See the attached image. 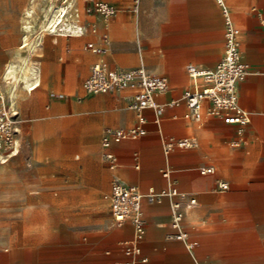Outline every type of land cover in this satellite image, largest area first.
Here are the masks:
<instances>
[{
  "label": "rangeland",
  "instance_id": "obj_1",
  "mask_svg": "<svg viewBox=\"0 0 264 264\" xmlns=\"http://www.w3.org/2000/svg\"><path fill=\"white\" fill-rule=\"evenodd\" d=\"M48 1H41L37 16L31 20L32 34L28 48L17 50L24 35L21 30L22 10L27 0H0V83L4 84L1 75L6 59L21 68V72L28 65L19 60L38 44L40 34L45 29L43 13L51 4ZM60 1L52 0V3ZM102 1L115 6L116 14L112 19L103 21L93 12L86 13L87 3L76 1L79 16L76 19L80 20L85 35L81 38H60L57 44L47 41L42 50L38 49L35 53L44 54L43 58L30 57L33 65L35 63L41 70L40 85L30 93L19 89L20 105L16 99V107L22 130L21 142L35 134L37 136L33 140L34 152L29 166L23 152L17 160L0 165V264L59 263L61 254L70 248L65 240L69 232L66 227L73 224L65 217L61 218L58 200L50 203L53 193H57L54 197L57 198L61 186L65 184L94 187L93 190H98L102 196L110 189L111 178L100 168L106 169L99 160L101 133L105 128L129 127L134 123L135 116L119 93L90 95L76 102L82 80L99 59L83 50L84 43L101 45L105 49L102 58L110 66L122 69L144 66L154 71L160 61L163 69L159 73L166 74L167 51L164 42L173 33L176 42L185 37L180 36L181 32L190 28H221L222 34L221 18L213 0H139L135 14L130 11L132 0ZM231 10L233 13L232 7ZM237 17L234 15L239 28L249 22L246 16ZM217 18L220 20L219 26ZM112 28L113 32L110 31ZM221 50L220 40L217 55L221 54ZM84 55L88 62L83 70H77L76 65ZM119 57L133 59L124 66L117 63ZM47 62L53 65L51 77L43 74V64ZM189 63L195 62L186 63L184 71ZM3 84L0 85L1 90L6 88ZM92 99L95 100L91 104ZM21 100L32 101L33 105L24 108ZM224 148L227 151L231 149L226 145ZM237 156L235 151L228 154L226 163L211 159L216 169L212 175L218 179L222 170L234 174L236 170L247 167L236 163ZM259 163L264 168V157ZM226 180L231 183L229 190L224 194L214 192L224 197L217 206L223 208L229 218L241 219L243 207L251 202L253 196L249 182L251 178L238 182H234L233 177ZM232 183H236L238 188L234 189ZM234 190L238 198L236 203L225 198L227 193ZM259 191L264 193V190Z\"/></svg>",
  "mask_w": 264,
  "mask_h": 264
},
{
  "label": "crops",
  "instance_id": "obj_2",
  "mask_svg": "<svg viewBox=\"0 0 264 264\" xmlns=\"http://www.w3.org/2000/svg\"><path fill=\"white\" fill-rule=\"evenodd\" d=\"M228 1L236 17L246 16L249 18V22L239 28L231 7L225 0L232 19L241 32L242 58L253 71L258 72L251 73L239 86L238 104L249 114L251 119L247 129L246 144L241 148L231 147L228 142L234 136V127L225 125L217 119L207 117L204 126L200 129L193 123L184 120L182 116L185 107L181 103L178 107L165 109L160 124L161 132L165 136L175 138L194 136L199 143L197 149H176L169 155H165L161 147L160 136L151 122L152 112L146 111L145 115L148 119L145 126L146 135L138 140L123 141L111 146L110 152L117 159L115 169L107 168L106 164L101 161L99 152L100 163L108 171L101 166L100 168L111 180L113 177H117L126 185L138 187L142 193H145L148 188L158 191L167 185V180L162 177L161 172L168 170L171 172V178L176 181L179 191L197 200V206L186 212L183 220V226L189 233V240L195 242L192 249H187L181 242L164 240V235L170 230L169 206L171 199L165 198L156 204L142 203L146 228L141 250L147 262L139 264H264V193L259 191L264 190V168H261L259 163L261 157H264V28L259 25L257 17L252 11V8L256 7L264 18V0ZM215 6L222 22V34L221 28H207L206 26L190 28V30L182 31L180 36L185 35V37L176 42L174 38L176 35L173 33L174 36H169L168 40L164 42L167 51L164 66L166 74L159 73L163 69L160 61L156 64L154 71L147 69L154 74L166 77L169 82L167 93L156 98L159 103L180 99L182 91L188 86L187 66L211 69L222 56L223 21L218 6L216 4ZM217 25H220L219 18H217ZM113 28L110 31L113 32ZM48 36L32 47L31 57L43 58L44 54L35 55L36 50H42V46L47 41L57 44L58 40L63 38ZM220 40L222 41V50L221 54L217 55V44ZM132 59L119 57L117 63L125 66L132 62ZM87 62L88 58L84 55L76 65L77 70H83ZM188 62L195 63L187 64L184 71L183 66ZM37 69L39 71L35 69V77L41 72L39 67ZM43 69L45 76H52L53 65L51 63H44ZM16 96L18 100V91ZM121 98L124 100L123 94H121ZM94 100L92 99L91 104ZM18 103L20 105L19 100ZM32 105V101L23 102L24 108ZM173 116L177 118L173 119ZM134 124L135 121L131 126ZM95 131L96 127L93 136ZM36 136L37 134L22 141L29 143L27 166L31 164L29 161L34 152L33 140ZM225 145L230 146L231 149L227 151L224 148ZM234 151L238 155L236 163L247 167L236 170L234 174L222 170L217 176L218 179L212 174L201 175L198 172L204 166H213L215 169V166L210 162L211 159H219L221 163H226L228 154H232ZM18 157L9 160V162L17 160ZM228 177L235 178L234 182L251 178L249 182L253 196L251 202L243 207L244 213L241 219L229 218L225 210L217 206L224 197L214 193L215 181H224L230 187L231 183L226 180ZM232 184L234 189L238 188L236 183ZM93 189L94 187L65 184L61 186L57 198H54L57 196L56 192L53 193L54 197L50 198L51 204L59 201L61 218L65 217V220H70L73 224L66 227L69 232L66 234L65 240L70 248L61 254L60 262L56 264H110L115 261L124 264L126 260L118 243L132 238V226L128 223L121 228L111 226L109 204L106 199L109 190L102 196L98 190ZM226 191L218 192L224 194ZM236 194V190H234L227 193L225 198L236 203L235 201L238 199ZM106 202L108 208H106ZM75 223L76 225H74Z\"/></svg>",
  "mask_w": 264,
  "mask_h": 264
},
{
  "label": "built area",
  "instance_id": "obj_3",
  "mask_svg": "<svg viewBox=\"0 0 264 264\" xmlns=\"http://www.w3.org/2000/svg\"><path fill=\"white\" fill-rule=\"evenodd\" d=\"M87 3L86 13L93 12L103 21L112 19L116 14L113 4L102 0H83ZM218 6L223 21V53L216 65L211 69H204L189 65L186 68L188 86L184 88L180 99H171L166 103H159L157 96L164 95L169 90L166 77L154 74L144 67L122 69L110 66L102 55L105 49L94 42H86L83 50L100 58L91 66L88 76L80 84V94L75 97L81 102L84 97L102 93H121L128 109L135 116V124L129 128H107L100 138V159L108 169L117 167V159L110 152L113 144L123 141H134L146 135L145 126L148 119L146 111L152 112V124L161 139V147L165 155L176 149H197L199 143L194 136L170 137L161 132L162 114L166 108L178 107L181 103L185 107L182 118L202 128L207 117L219 120L225 125L234 127V136L228 142L233 148H241L246 144L247 129L251 123L249 114L238 104L239 86L251 74L258 73L251 69L241 54L240 29L234 23L225 0H214ZM139 0H132L130 11L138 12ZM259 25L264 28V18L260 11L253 7ZM105 38V37H104ZM264 72V67H263ZM30 90H28L29 92ZM177 117L173 116V119ZM21 125L16 107V99L7 92L0 90V153L6 157L19 149L21 144ZM136 157V156H135ZM137 167V166H136ZM215 172L213 166L199 169L201 175ZM167 185L156 191L148 188L142 193L138 187L126 185L119 178L113 177L110 182L106 199L112 225L121 228L130 224L133 235L130 240L119 242L118 246L123 256L124 264L146 263L142 255L141 243L145 236L146 221L142 211V203L156 204L165 198L171 199L170 230L164 235V240L181 242L187 249H192L195 242L189 240V233L183 226L184 210H192L197 206V200L179 191L176 181L171 178V172H161ZM229 185L221 180L215 181V191L228 190ZM108 254V252H107ZM109 264V263H108ZM110 264H120L115 261Z\"/></svg>",
  "mask_w": 264,
  "mask_h": 264
},
{
  "label": "bare ground",
  "instance_id": "obj_4",
  "mask_svg": "<svg viewBox=\"0 0 264 264\" xmlns=\"http://www.w3.org/2000/svg\"><path fill=\"white\" fill-rule=\"evenodd\" d=\"M41 1L42 0H27V3L22 10L23 24H22L21 30L23 31L24 35H23L22 41L20 42V44L17 47V50H23L25 48H28V46H29L30 36L32 34L31 33L32 32L31 20H34L33 19L34 16H37V10L39 9ZM50 1H51V4H50L49 9L48 10L46 9L43 13L45 15V18H44L45 22H44V26H43L45 29L42 32L40 31L41 34H40V38H39L38 42H40L46 35L59 36V37H63V38L64 37L81 38L82 36H84L85 32H84L83 27L81 26V22L79 19H76L79 16H78V8L75 7V3H76V1L79 2L80 0H61L57 4L52 3V0H50ZM82 2H83V0H82ZM72 13L75 17H73ZM38 17H39V14H38ZM32 22H34V21H32ZM19 23H20V21H19ZM29 49H30V47H29ZM21 52H23V51H21ZM31 52H32V50L30 52H28V54L25 55V57L23 55V58H20V60H19L22 63L27 62V64H28L25 66V69H23L22 72L20 71L21 68H17V65L14 64L10 59H6V61L3 63L4 68L2 70L1 78L4 81V84L0 83V85L3 84L4 87H6V88H4L3 90L0 89V90L2 92H7L11 97H14L15 99L17 97L16 93L19 89L20 90L25 89L26 91L30 90L29 91V93H30L31 91L35 90L39 86V75H37V77L34 76V74H36L35 69L37 71H39V70L37 69L38 66L35 63L33 65V63L30 61ZM24 65H25V63H24ZM34 67H35V69H34ZM29 104H31V103H29ZM21 152L24 153L25 161H26V163H28L29 143L25 141V142H22L20 144V147H19V149H17V151H15L13 154H11L8 157H6L5 155L0 153V164H7L9 162V160L19 156ZM188 211H190V210L185 209L184 214H186V212H188Z\"/></svg>",
  "mask_w": 264,
  "mask_h": 264
}]
</instances>
